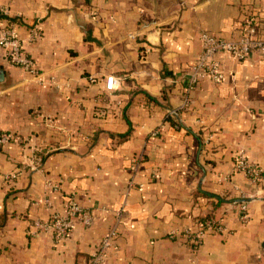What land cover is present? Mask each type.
I'll list each match as a JSON object with an SVG mask.
<instances>
[{"label":"crops","instance_id":"1","mask_svg":"<svg viewBox=\"0 0 264 264\" xmlns=\"http://www.w3.org/2000/svg\"><path fill=\"white\" fill-rule=\"evenodd\" d=\"M0 9L53 78L37 83L0 50V128L18 138L0 146V264H86L113 227L105 264H189L169 234L212 212L226 232L204 237L195 264H264V174L253 183L234 170L239 153L264 166V54H219L223 81H201L177 125L166 115L181 105L200 34L234 40L255 16L253 38L264 40V0H0ZM109 77L119 80L111 91ZM71 199L93 221L73 220L56 243L36 223Z\"/></svg>","mask_w":264,"mask_h":264},{"label":"built area","instance_id":"2","mask_svg":"<svg viewBox=\"0 0 264 264\" xmlns=\"http://www.w3.org/2000/svg\"><path fill=\"white\" fill-rule=\"evenodd\" d=\"M262 17L264 18V13ZM255 23L256 17L250 16L241 29V35L234 40H225L206 32L200 34L201 49L185 74L181 105L178 109H168L166 111L167 117L179 121L180 111L188 106L191 93L201 81L208 80L214 84H220L223 81V70L217 58L219 54L227 55L238 61L245 60L252 52L264 54V40L253 38L256 32ZM39 36V30L33 28L29 31L27 42L34 43ZM0 50L9 64L19 67L37 83H53V78H49L47 81L43 77V74L37 69L32 59L24 51L22 39L17 35L15 25L7 21V12L3 9H0ZM106 83L107 88L111 91L114 85L119 84V80L114 77H109ZM160 129L161 127L154 130L151 136H157ZM17 140L18 138L13 134L5 132L0 128V146ZM35 161L37 164H40L41 158H36ZM234 170L243 174L253 183L259 182L264 174V166H258L250 162L242 153L237 155ZM13 178H15L13 174L7 176V179ZM46 187L52 191L59 190V185L51 183H47ZM234 204L238 205L235 201ZM238 207L240 211L239 219L246 222L248 218L246 206L239 204ZM120 216L121 210L116 212L117 222L120 220ZM73 220H77L84 227H89L93 221V214L90 209L83 208L75 200L71 199L66 203L61 212L53 213L45 222H37L36 227L42 232L51 231L54 242L58 243L67 237ZM223 232H226V228L213 217L205 220L198 219L194 230H185L183 233L173 231L169 234V238L171 240L176 238L181 239L191 254V257L188 259L189 264H195V256L204 237L209 233L221 234ZM116 236L117 228L113 227L97 243L93 254L86 264H105L106 254L112 247L113 240Z\"/></svg>","mask_w":264,"mask_h":264},{"label":"trees","instance_id":"3","mask_svg":"<svg viewBox=\"0 0 264 264\" xmlns=\"http://www.w3.org/2000/svg\"><path fill=\"white\" fill-rule=\"evenodd\" d=\"M168 119H170V121H171V123L173 124V125H177V122H176V120H174V119H171V118H169L168 117ZM263 176V175H262ZM220 201L221 200H219V201H217L216 203V205H219V204H221L220 203ZM215 207H217V206H215ZM210 218H213V212L212 213H210V214H208L207 216H205L204 218H201V219H203V220H205V219H210Z\"/></svg>","mask_w":264,"mask_h":264}]
</instances>
